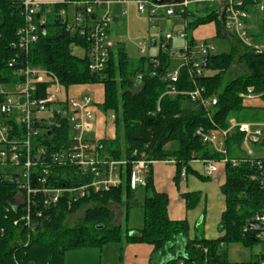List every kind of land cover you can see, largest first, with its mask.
I'll return each instance as SVG.
<instances>
[{
	"label": "trees",
	"instance_id": "obj_1",
	"mask_svg": "<svg viewBox=\"0 0 264 264\" xmlns=\"http://www.w3.org/2000/svg\"><path fill=\"white\" fill-rule=\"evenodd\" d=\"M79 1L89 2L94 7L91 19L104 12L105 6L97 2L106 0H64L51 6V14H46L47 7H44L35 17L39 39L28 60L33 66L52 72L67 94L82 85L104 87V102L99 109L105 115L114 116L116 137L100 141L101 154L110 161L125 163L118 171L121 185L104 194H91L70 207L65 198L57 206L41 209L43 218L34 216L37 224L32 227L19 222L24 210L16 205L17 185L0 181V264H65L66 255L71 251L102 249L108 244L152 246L151 264L161 257L165 264L180 261L184 264H260L258 257L232 263L227 247L239 244L253 249L264 244V240L258 238L262 229L250 227L255 216L264 213V169L260 170L257 165L264 160L244 156L245 133L239 127L228 133L226 153L204 143L196 133L200 129L204 132L228 131L231 119L238 124L264 123V109L245 107L242 97L250 94L252 89L253 95L264 100V52L256 54L243 46L236 36L228 34L226 38L230 41L231 51L206 56L203 76L193 78L189 72L191 67L183 66L178 81L172 83L167 75L171 72L173 55L161 50L156 56L134 60L124 46H119L111 51L106 69L100 74L93 73L87 55L78 57L72 51L78 47L87 52L89 43L79 35H72L68 16L63 18L59 14L61 10L69 12L71 4ZM215 6L203 14L193 13L188 8L181 16L187 22L185 31L190 50L197 46L190 33L200 26L214 23L217 38L222 36L226 18L222 5ZM254 7L252 1L244 4L248 11ZM41 18H46L45 26L38 24ZM25 26L20 0H0V84L9 80L8 63L16 56L12 46ZM239 70L240 74H236ZM171 87L175 88L176 94H168ZM198 88L203 89L201 97L209 103L207 107L201 100L192 101L188 95ZM68 131L63 125L52 132L53 137L47 135L43 142L51 149H59L66 145ZM174 143L178 144L177 149L168 148ZM260 146L264 149V137ZM224 160L226 181L221 192L226 209L218 224L221 236L207 240L199 234L189 239L188 222L172 221L168 216V195L155 191L152 165L174 161L176 181L183 170L186 175L209 181L210 178L200 176L192 169L191 162ZM140 161L147 163L144 185L132 189V170ZM69 174L55 169L52 184L79 186V179ZM138 191L144 195L143 202L136 198ZM182 197L187 209H192L199 204L202 195L186 193ZM89 204L94 206L86 210L75 226H69L68 219ZM111 204L123 206L124 230L122 224L113 225L115 214L108 207ZM134 207L142 208L144 213L143 226L136 231L128 228V216Z\"/></svg>",
	"mask_w": 264,
	"mask_h": 264
},
{
	"label": "built area",
	"instance_id": "obj_2",
	"mask_svg": "<svg viewBox=\"0 0 264 264\" xmlns=\"http://www.w3.org/2000/svg\"><path fill=\"white\" fill-rule=\"evenodd\" d=\"M252 1L255 9L264 13V0H214L210 3L222 5L225 14V31L236 36L243 46L262 54L264 49L251 37L248 30L250 12L244 9V4ZM25 14L26 26L18 33V41L13 44L16 56L8 63L10 77L8 82L0 84V181H10L17 185L19 195L17 206L24 210L19 222L27 226H35L36 218H43L41 209L48 210L57 206L66 198V204L86 198L91 194H104L113 187L121 185L118 171L124 162H113L106 155L101 154L100 140L91 137L95 122L96 104L88 95L91 85H82L84 89L80 95L67 94L57 77L45 68L30 64L28 55L39 39L38 26L35 17L47 7L46 14H51V6L33 0H20ZM113 3L128 6L134 4L138 13L149 18L150 23L159 16L172 18L182 16L191 5L189 0H179L175 4L169 2L161 5L155 0H117L105 1L97 4L105 6L104 12L94 16V7L89 2L79 1L71 4L73 19L69 24L72 35H79L89 43L88 51L84 53L90 60L89 69L93 73H102L109 62L110 53L114 43L109 35V26L112 18L109 6ZM201 4V2H196ZM108 7V8H107ZM60 16L67 17L65 10L60 11ZM40 26H45L46 18L38 21ZM174 34H167L162 44V49L167 50L168 42L173 40ZM176 37L187 41V33L178 31ZM214 48L208 42L197 45L194 50L186 43L181 58L183 65L174 72H169L167 79L176 83L179 79L180 69L183 66L191 67L190 75L193 78L203 76L204 59L212 54ZM146 46L139 47V53L145 55ZM86 90V91H85ZM171 87L168 94H176ZM203 89H196L188 93L192 101L201 100L203 106L208 102L202 99ZM245 99L251 97L252 89ZM254 96V95H253ZM114 121V116H110ZM66 125L69 137L66 145L59 149H51L43 141L48 135L53 137V131ZM228 131L212 130L197 131L204 143L210 144L220 153H226L225 140L228 133L239 127L245 133L244 146L249 156L253 155L251 146L258 144L264 137V124L242 123L230 120ZM173 162L174 161H167ZM222 162H203L204 177L212 178ZM236 165V161L233 162ZM260 170L264 169V162H258ZM55 169L70 172V176L78 178L79 186H55L52 178ZM147 172V163L140 161L132 170L131 187L136 189L144 185V175ZM182 178L186 177L183 170ZM35 216V217H34ZM253 223L262 226V233L258 238L264 240V213L255 216ZM18 222L15 223L17 225ZM260 264H264V253L258 255ZM177 264H184L183 261Z\"/></svg>",
	"mask_w": 264,
	"mask_h": 264
},
{
	"label": "crops",
	"instance_id": "obj_3",
	"mask_svg": "<svg viewBox=\"0 0 264 264\" xmlns=\"http://www.w3.org/2000/svg\"><path fill=\"white\" fill-rule=\"evenodd\" d=\"M33 1L44 5L53 6L55 4L62 3L64 0H33ZM106 1L115 2L117 0H106ZM205 3L206 2H201V4H195L194 8H190L191 6L190 5L189 9L193 13L203 14L206 9H212L216 7L215 4H218V3H214L213 5L209 6V5H205ZM131 6H134L137 9L136 5L134 4L123 6L113 3L109 6L110 15L112 18V23L109 26V35L112 42L114 43V48L119 47L121 45H116V43L114 42L113 31H115V29L120 25L122 21L127 20L126 18L129 15V9ZM104 9H106V7ZM73 13L74 11L73 8L71 7V10L67 12L69 20L71 17H73ZM250 16H251L250 20L247 24L248 30L250 34H252L251 37L253 38V40L256 43H258L257 36L264 37V13L260 14L256 9H253L250 12ZM158 18H165V17L159 16ZM175 18H179L178 22H182L184 24V30H179V31H185L187 27V22L183 21L181 16H177ZM165 19H171V18H165ZM178 22H175V24H178ZM207 25L212 26L213 30L208 31L209 33L206 36L207 39H204V41H201V43L203 42L209 43L210 38H211L210 41H214L217 39H226L229 41V39H227L226 37L228 34L231 33H228L225 30H223L222 36L220 38H217L216 25L214 23H210ZM191 37L196 43V45H199L198 41H196V38L194 37V32ZM164 40L165 38H162L160 41V51L162 50L168 52L173 56H177L179 53L181 55V49H183L186 46V43L189 44L188 40L187 41L184 40V45L181 48H174L173 40H171L167 44L168 45L167 50H163L162 44ZM158 44L159 43L156 40L152 42L153 47H156ZM259 45L262 46L261 44ZM262 48L264 49V46H262ZM148 56H155V55L148 54ZM93 86L95 85H91L87 88L92 89ZM84 89H78L76 87L75 89H73V91L77 90L75 94L80 95L83 93L82 91ZM244 100H245L244 106L247 108H254L258 110L264 109V100L260 96L254 95L251 97H247ZM103 102H104V87H103V100L100 104L98 103L96 104L95 122L91 133V137L100 141L113 140L116 137V128L114 125V121L110 119V116L105 115L99 109V106ZM233 120L236 121L235 119ZM249 123L264 124L260 122L259 123L249 122ZM261 141L258 144H254L251 146V149L253 151L252 156L247 155L245 146H243V149L245 151L244 156L252 160H264V149L260 146ZM190 166L200 176H204L203 162L194 161L191 162ZM152 171H153V185L155 191H157L158 193L167 194L169 197V206H168L169 218L172 221L188 222L190 227L189 236H188L189 239H193L199 234L200 235L202 234L204 238L207 240L217 239L221 236L218 231V224L220 222L219 216H221V214H223L226 209L225 198L223 196V200H222L220 196L223 195L221 192V188L226 181L225 165L220 164L218 172L209 181H202L196 175H186L185 178H182L181 176V178L178 181H176L175 177H176L177 169H176V164L173 162H167V161L155 162L152 165ZM186 193L201 194L202 197L199 202V206L195 207L193 210H188L186 207V202L182 197ZM215 198H217V200L219 201L218 206H215L212 209L210 208L209 210L207 208V204L208 202L215 200ZM139 229H130V230L136 231ZM122 252L124 253L126 264H151L153 247L145 244H130V245H125V247L122 248ZM154 264H165V259L161 257Z\"/></svg>",
	"mask_w": 264,
	"mask_h": 264
},
{
	"label": "rangeland",
	"instance_id": "obj_4",
	"mask_svg": "<svg viewBox=\"0 0 264 264\" xmlns=\"http://www.w3.org/2000/svg\"><path fill=\"white\" fill-rule=\"evenodd\" d=\"M191 6L190 8H194L196 2H206L205 5H213V3H210L214 0H190ZM137 9L134 6H131L129 9V15L127 16V20H124L120 23V25L113 31V40L116 43V45L124 46L129 57L137 60L142 57H147L148 54L152 55H158L160 52V41L162 38H165L168 33L174 34L173 38V46L174 48H181L184 45V40L179 39L176 37V33L179 30H184V24L182 22H178L179 18H171V19H165V18H156L151 24L148 20L147 16H143L136 11ZM72 17L70 18V21L72 22ZM175 22H178V24H175ZM213 30L212 26L205 25L202 27H198L194 31L190 33V37L192 36L194 32V37L196 38V41H198V44H201V41H204V39H207L208 31ZM258 40L257 42L264 46V37L257 36ZM156 40L159 44L156 47L152 46V42ZM211 40V38H210ZM209 44L213 46L214 50L212 52L213 55H221V54H228L231 51V45L228 40L226 39H217L214 41H210ZM257 43V44H258ZM258 44V45H259ZM140 46H146L147 47V53L145 56L141 55L139 53V47ZM260 46V45H259ZM261 46V47H262ZM73 54L78 57H84L85 53L81 48L74 47L73 48ZM182 56L180 53L177 56H174V58L171 59V65H170V71L174 72L178 68H180L183 65V60L181 58ZM240 70L238 72H235L236 74H240ZM89 91L86 93H89L92 100L95 102V104H100L103 100V86L102 85H95L92 87V89H88ZM77 90L73 91L70 90L68 93L72 96L77 95L75 94ZM253 96V95H252ZM102 112V110H101ZM103 113V112H102ZM94 125V124H93ZM168 148L171 149H177L178 144H170ZM223 200V195H220ZM137 200L140 202L143 201L144 195L141 193V191H138L136 195ZM218 200L215 198V200H212L208 202L207 208L210 210L215 206H218ZM94 205L89 204L86 207H83L80 211H78L73 217H70L68 219V225L73 227L75 226L76 222H78L80 219H82L85 215V212L88 208L93 207ZM199 206V204H197ZM196 206V207H197ZM109 209L114 212V221L113 225L118 226L122 224L123 230L125 226V218H124V209L122 205H116L111 204L108 205ZM195 208V207H194ZM188 209V210H193ZM129 221H128V228L130 229H139L143 225L144 220V213L142 208L134 207L130 210L129 213ZM221 216H219V219H221ZM125 247V244L123 245H117V244H108L105 245L102 249L100 248H86L78 251H71L67 253L65 258V264H126L124 253L122 252V248ZM228 250V257L229 260L232 263H242V262H248L253 257H258V254L264 253V245L260 244L254 247L253 249H246L243 246L239 244H231L227 247Z\"/></svg>",
	"mask_w": 264,
	"mask_h": 264
},
{
	"label": "water",
	"instance_id": "obj_5",
	"mask_svg": "<svg viewBox=\"0 0 264 264\" xmlns=\"http://www.w3.org/2000/svg\"><path fill=\"white\" fill-rule=\"evenodd\" d=\"M179 0H155V3H157V4H159V5H161V4H163V3H166V2H169V3H171V4H175V3H177ZM206 62H204V64H205ZM253 226H256L257 228H261L262 226H258V225H256L255 223H252L251 225H250V227H253ZM101 228V227H100ZM263 228V227H262Z\"/></svg>",
	"mask_w": 264,
	"mask_h": 264
}]
</instances>
